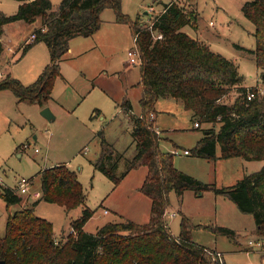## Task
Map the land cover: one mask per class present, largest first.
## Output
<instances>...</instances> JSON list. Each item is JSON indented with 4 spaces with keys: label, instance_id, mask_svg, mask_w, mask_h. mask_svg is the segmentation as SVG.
Listing matches in <instances>:
<instances>
[{
    "label": "trees",
    "instance_id": "obj_1",
    "mask_svg": "<svg viewBox=\"0 0 264 264\" xmlns=\"http://www.w3.org/2000/svg\"><path fill=\"white\" fill-rule=\"evenodd\" d=\"M16 1L20 5L14 14L0 11V59L5 26L17 21L40 22L32 32L34 41L25 45L22 55L38 43L45 44L49 52V63L33 83L24 85L9 73L0 80V91H11L20 102L47 107L56 80L63 78L60 63L70 50V41L94 35L101 27L103 11L112 10L115 21L127 25L133 38L136 37L135 45L141 56L140 111L135 114L127 99L116 105L131 125L135 154L127 159L100 131L101 150L92 165L115 186L131 171L145 167L140 192L151 204L148 222H110L94 234L83 230L94 214L85 207L81 217L70 224L75 234L56 239L53 224L37 216L35 207L40 201L66 211L84 206L86 194L75 171L66 164L40 171L39 200L14 212L10 208L20 204L21 198L0 185V196L8 211L5 233L0 235V260L7 264H224L213 260L216 250L193 241L192 231L202 228L234 241L233 230L193 225L183 216L179 236L172 235L165 218L170 195L175 193L181 199L186 191L197 197L207 191L228 196L242 212L252 214L260 240L257 242L264 240V165L233 186L217 187L178 170L174 154L160 149L156 104L160 99H173L191 112L194 125H213L190 152L193 157L209 161L234 157L264 161V94H260L259 87H242L243 77L234 61L183 31L185 26L194 28L195 12L172 1L164 4L163 11L147 25L140 15L131 19L124 14L122 0H62L56 9L50 0ZM241 11L254 25L253 54L258 70L264 75V0H248ZM155 33L162 38L155 39ZM233 89L237 93L234 102H222ZM250 91L256 94L251 100L247 98ZM216 124L218 129L214 128ZM122 162L125 167L117 174Z\"/></svg>",
    "mask_w": 264,
    "mask_h": 264
},
{
    "label": "rangeland",
    "instance_id": "obj_2",
    "mask_svg": "<svg viewBox=\"0 0 264 264\" xmlns=\"http://www.w3.org/2000/svg\"><path fill=\"white\" fill-rule=\"evenodd\" d=\"M50 1L56 9L62 0ZM172 1H178L187 11L196 14L194 28L185 26L184 32L234 61L243 77L242 87L264 90V75L258 70L253 54L255 28L241 11V6L248 0H122V11L131 19L140 15L150 25L163 11L164 4ZM19 5L16 0H0V11L11 15ZM101 20L100 29L91 37L72 39V50L60 63L63 78L56 80L47 106L55 116L54 121L41 115L43 108L38 104L20 102L11 91H0V182L16 190L23 197V203L26 197L30 202L38 201L33 194L41 189L40 171L66 164L76 172L83 186L86 202L82 207L66 211L43 201L36 205V215L53 224L56 239L68 236L71 222L81 217L85 207L94 211L83 228L89 234L110 222L131 220L142 224L150 218V199L139 191L146 175L145 167L131 171L115 187L92 165L101 150L100 131L116 151L125 153L127 159L134 156L131 125L116 105L127 99L135 114L140 111V63L131 64L128 56L129 51L136 50L131 30L127 25L117 23L110 9L102 12ZM8 26L6 39L2 42L0 80L9 73L29 85L49 63L48 49L45 44L38 43L22 55L23 44L34 27L27 23ZM236 97L233 89L222 102L232 104ZM156 108L157 126L163 131L160 149L164 152L173 153L176 149L192 152L204 133L213 127L203 123L196 128L191 112L179 101L160 99ZM214 128L218 129L219 124ZM217 152L219 155L220 150ZM121 164L117 174L125 167V163ZM263 164L240 157L209 161L192 154L174 155L178 170L217 187L233 186L245 173L258 171ZM21 178L31 181L26 194L17 190ZM15 208L20 209L18 205H14ZM10 212H14L13 208ZM183 216L193 225L224 227L235 232L233 241L202 228L192 231L194 242L221 252L226 264H262L258 252L261 250L255 245L259 238L254 218L252 214L242 212L228 196L207 191L202 197H195L192 191H186L179 199L171 193L165 218L174 237L179 236ZM7 217L8 211L0 196L1 236L5 233ZM250 241L254 243V252L248 247ZM260 243L264 244L263 241Z\"/></svg>",
    "mask_w": 264,
    "mask_h": 264
},
{
    "label": "built area",
    "instance_id": "obj_3",
    "mask_svg": "<svg viewBox=\"0 0 264 264\" xmlns=\"http://www.w3.org/2000/svg\"><path fill=\"white\" fill-rule=\"evenodd\" d=\"M211 24H212V22H211ZM154 38H155V39H161L162 36H161L160 34H158V33H155ZM34 39H35V35L31 34L30 38L25 42V44H23V48L25 47V45L28 44V42H32V41H34ZM135 41H136V37H134V42H135ZM23 48H22V49H23ZM135 49H136L135 51H129V52H128L129 62H130L131 64H139V63H141L140 52L138 51V49H137L136 46H135ZM259 92H260V94H264V90H260ZM255 95H256L255 92H253V91L251 92V91H250V92L247 94V98H248L249 100H251L252 98L255 97ZM195 127H199V125L196 124ZM173 153H174V154H181V153H182V154L188 155L190 152H189L188 150H182V151H180V150H174ZM30 183H31V182H30L29 179L21 178V179L18 181L17 190H18L20 193H22V194H26L27 192H29V188H30L29 186H30ZM34 196H35L36 198H40L41 193L37 192V193L34 194ZM105 213H107V211H105ZM70 233H74L73 230H71ZM249 244L251 245V247H254V243H253V242L250 241ZM255 245H256L257 247H259L261 251L264 252V247L262 246V244H261L260 242H256ZM212 256H213V260H217L218 262H222V261H223V256H222V254H221L220 252H217L216 254H212Z\"/></svg>",
    "mask_w": 264,
    "mask_h": 264
},
{
    "label": "crops",
    "instance_id": "obj_4",
    "mask_svg": "<svg viewBox=\"0 0 264 264\" xmlns=\"http://www.w3.org/2000/svg\"><path fill=\"white\" fill-rule=\"evenodd\" d=\"M147 14V13H146ZM144 21H147V20H145V19H143ZM24 22H22V21H17V22H15V23H12L13 25H22ZM25 24V23H24ZM31 26H33L34 27V29L35 28H38L39 26H40V24H39V22L37 21L35 24H30ZM9 26L8 25H6L5 26V34H6V32H7V28H8ZM33 32V31H32ZM31 32V33H32ZM134 39V38H133ZM72 41V40H71ZM70 41V42H71ZM70 50H72V48L70 47ZM70 50H69V52H70ZM68 52V53H69ZM51 101V100H50ZM159 101V100H158ZM158 103V102H157ZM49 104V103H48ZM48 106V105H47ZM156 106H157V104H156ZM44 109V108H43ZM156 111H157V108H156ZM95 115H96V113H95ZM157 119H158V111H157V114H156V119H155V125H156V127L158 128V126H157ZM158 131L160 132V134L163 132V131H161V129L160 128H158ZM202 138V137H201ZM164 139H167V138H164ZM177 150V149H176ZM184 150H187V149H184ZM189 151V150H188ZM174 152V151H173ZM190 152V151H189ZM174 154V153H173ZM182 154V153H181ZM181 154H174V155H181ZM182 155H185V154H182ZM188 155H190V153L188 154ZM185 156H187V155H185ZM246 161V160H245ZM261 162H263L264 163V161H261ZM264 165V164H263ZM42 171V170H41ZM254 172H256V171H254ZM251 173H253V172H251ZM247 174H250V172L248 171V173H245V175H247ZM244 175V176H245ZM31 182V181H30ZM0 185H1V188L3 187V188H9V187H7L5 184H3L2 182H0ZM118 186V185H117ZM117 186H115V187H117ZM1 188H0V190H1ZM10 189H12V188H10ZM18 196H19V194H18V192L16 191V190H14V189H12ZM139 191H140V188H139ZM38 192V191H37ZM37 192H35V193H37ZM41 192V189H40V191H39V193ZM34 193V194H35ZM141 193V192H140ZM34 194H33V196H34ZM194 196L195 197H197L195 194H194ZM20 198H21V202H20V204H18V206H19V208L21 209V208H26V207H30V206H32L33 205V203H35L37 200H35V201H32V202H30L29 201V197H26V198H24L25 199V201H24V203H23V197H21V196H19ZM35 197V196H34ZM202 197V196H201ZM36 198V197H35ZM37 199V198H36ZM39 199V198H38ZM23 203V204H22ZM32 203V204H31ZM5 206H6V204H5ZM16 206V205H15ZM11 208H13V211H17L18 209H14V206H12ZM35 209H36V207H35ZM105 211H107V210H105ZM104 211V212H105ZM108 212V211H107ZM150 217V216H149ZM6 223V222H5ZM71 229V228H70ZM263 243H264V240H263ZM249 247V249H251V250H253V251H251V252H254V249H252L253 247H251V246H248ZM208 248V247H207ZM246 251L247 252H249V250H248V248L246 249ZM217 252H219V251H217ZM259 252V254L261 255V259H262V264H264V252L263 251H258ZM221 253V252H220ZM222 254V253H221ZM222 256H223V261H224V264H226V260L224 259V255L222 254Z\"/></svg>",
    "mask_w": 264,
    "mask_h": 264
},
{
    "label": "water",
    "instance_id": "obj_5",
    "mask_svg": "<svg viewBox=\"0 0 264 264\" xmlns=\"http://www.w3.org/2000/svg\"><path fill=\"white\" fill-rule=\"evenodd\" d=\"M41 115L48 121H54L55 120V116L53 115V113L49 107H45L41 111ZM0 264H7V263L4 260H0Z\"/></svg>",
    "mask_w": 264,
    "mask_h": 264
}]
</instances>
